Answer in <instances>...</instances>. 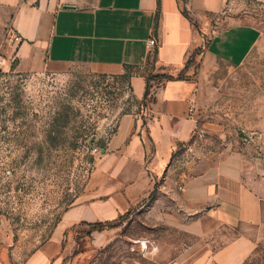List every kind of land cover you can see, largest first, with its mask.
<instances>
[{
    "label": "crops",
    "instance_id": "obj_1",
    "mask_svg": "<svg viewBox=\"0 0 264 264\" xmlns=\"http://www.w3.org/2000/svg\"><path fill=\"white\" fill-rule=\"evenodd\" d=\"M230 1L0 0V69L131 71L130 95L142 104L117 119L84 191L21 264H63L72 228L114 222L146 201V227L178 236L146 264H247L264 256V95L250 98L248 86L264 59V22L227 17ZM9 30L18 41L6 38ZM149 74L173 79L150 81L146 92ZM236 129L235 144L199 146L207 135L226 139ZM111 233L88 227L81 242L90 236L103 250ZM0 264L14 263L0 257Z\"/></svg>",
    "mask_w": 264,
    "mask_h": 264
},
{
    "label": "rangeland",
    "instance_id": "obj_2",
    "mask_svg": "<svg viewBox=\"0 0 264 264\" xmlns=\"http://www.w3.org/2000/svg\"><path fill=\"white\" fill-rule=\"evenodd\" d=\"M244 13L264 22V7L256 2L230 1L227 17ZM227 24L225 19L218 25ZM256 65L259 72H251L248 83L255 99L264 95V59ZM133 105L142 106L132 99L127 80L95 74L85 66L43 65L29 73L0 69V257L21 264L50 238L84 191L117 119ZM240 132L236 129L226 139L207 135L199 146L207 150L228 141L235 144ZM147 207V201L137 205L119 225L106 228L112 233L103 250L92 247L90 236L81 242L88 227L72 228L64 247L73 250L62 251L63 264H146L160 243L178 238L161 225L147 228ZM263 257L254 256L247 264H262Z\"/></svg>",
    "mask_w": 264,
    "mask_h": 264
},
{
    "label": "trees",
    "instance_id": "obj_3",
    "mask_svg": "<svg viewBox=\"0 0 264 264\" xmlns=\"http://www.w3.org/2000/svg\"><path fill=\"white\" fill-rule=\"evenodd\" d=\"M184 14L186 15V13L184 12ZM187 16V15H186ZM203 51V49H198L196 52H194V54L190 57V59L188 60L187 64H186V67L189 66L192 61H193V58L200 54L201 52ZM128 71L121 77H123L125 80H129V76L127 75ZM183 76V72H181L179 75H178V78H181ZM163 79H167V80H172L173 78L170 77V76H166V75H159V74H150L146 77V92L148 90V83L150 81H159V80H163ZM147 96V93L144 95V98ZM103 147V146H102ZM155 190H156V185L154 186V189L153 191L151 192L149 198H151L154 193H155ZM127 214V213H126ZM125 214V215H126ZM125 215H123L122 217H120L118 220L114 221V222H108V223H95V224H88V227H89V232L91 231H101L102 229L104 228H112V227H116L117 225H119L123 219L125 218Z\"/></svg>",
    "mask_w": 264,
    "mask_h": 264
},
{
    "label": "built area",
    "instance_id": "obj_4",
    "mask_svg": "<svg viewBox=\"0 0 264 264\" xmlns=\"http://www.w3.org/2000/svg\"><path fill=\"white\" fill-rule=\"evenodd\" d=\"M6 38L8 39V40H10V41H18L19 40V38H18V36H17V34H15L14 32H12L11 30H9V31H7V33H6ZM149 46H154V40H149ZM94 151H96V150H94Z\"/></svg>",
    "mask_w": 264,
    "mask_h": 264
},
{
    "label": "water",
    "instance_id": "obj_5",
    "mask_svg": "<svg viewBox=\"0 0 264 264\" xmlns=\"http://www.w3.org/2000/svg\"><path fill=\"white\" fill-rule=\"evenodd\" d=\"M64 8H65V9H73V8H71V7H68V6H65ZM101 153H104V150H102Z\"/></svg>",
    "mask_w": 264,
    "mask_h": 264
}]
</instances>
